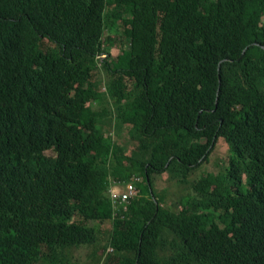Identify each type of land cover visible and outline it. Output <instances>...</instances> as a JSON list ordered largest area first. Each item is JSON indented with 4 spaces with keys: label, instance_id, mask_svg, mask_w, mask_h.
<instances>
[{
    "label": "trees",
    "instance_id": "trees-1",
    "mask_svg": "<svg viewBox=\"0 0 264 264\" xmlns=\"http://www.w3.org/2000/svg\"><path fill=\"white\" fill-rule=\"evenodd\" d=\"M263 18L264 0H0V264H75L105 223L98 264H264ZM221 141L225 170L191 181ZM133 176L114 217L109 178Z\"/></svg>",
    "mask_w": 264,
    "mask_h": 264
},
{
    "label": "rangeland",
    "instance_id": "rangeland-1",
    "mask_svg": "<svg viewBox=\"0 0 264 264\" xmlns=\"http://www.w3.org/2000/svg\"><path fill=\"white\" fill-rule=\"evenodd\" d=\"M264 20V18H263ZM119 53L118 48L115 46L110 50L109 56L105 59L114 58ZM102 71V70H100ZM99 78L107 80L105 73L100 72ZM126 133L122 134L120 139L125 141ZM125 143V142H124ZM52 154V153H48ZM228 162V147L224 141H221L218 148L210 155V159L207 162H203L189 175V179L195 180L202 176V173L206 172H222L225 170V164ZM176 173L173 171H165L163 174L157 176L156 184L159 185V190L165 188V200L168 203L174 202L179 199V197L185 193V186L183 183L174 179ZM101 226V240L95 247L97 251L96 254H92L94 249H89L87 247L78 249L74 251V255L78 257V262L75 264H98L97 260L103 259L106 250L104 251V244L107 240L108 230L110 229V223H105L99 225Z\"/></svg>",
    "mask_w": 264,
    "mask_h": 264
},
{
    "label": "clouds",
    "instance_id": "clouds-1",
    "mask_svg": "<svg viewBox=\"0 0 264 264\" xmlns=\"http://www.w3.org/2000/svg\"><path fill=\"white\" fill-rule=\"evenodd\" d=\"M105 57H107V56L103 55L101 58L105 59ZM100 91H104V86L101 87ZM109 180H110L109 194H110L112 202H113L114 217L118 216V215H123L127 211V206L129 204V202L131 200L135 199V198L137 199V198L140 197L139 185L143 182L142 178L139 177V176L138 177L137 176H133L130 181H126V182L116 181L112 177H110ZM127 183H133L136 186L137 193H136V195L130 197L126 202H120V198L114 196L113 193H119V192L124 191L125 190V185ZM156 187H158V189H159V185L158 184H156ZM160 191L162 193H164L165 196H166L165 188H162ZM107 251H112V249H108Z\"/></svg>",
    "mask_w": 264,
    "mask_h": 264
},
{
    "label": "built area",
    "instance_id": "built-area-1",
    "mask_svg": "<svg viewBox=\"0 0 264 264\" xmlns=\"http://www.w3.org/2000/svg\"><path fill=\"white\" fill-rule=\"evenodd\" d=\"M136 193V186L133 183H127L124 191L113 193V195L120 198V202H126L130 197L136 195Z\"/></svg>",
    "mask_w": 264,
    "mask_h": 264
},
{
    "label": "water",
    "instance_id": "water-1",
    "mask_svg": "<svg viewBox=\"0 0 264 264\" xmlns=\"http://www.w3.org/2000/svg\"><path fill=\"white\" fill-rule=\"evenodd\" d=\"M244 51V50H243Z\"/></svg>",
    "mask_w": 264,
    "mask_h": 264
}]
</instances>
